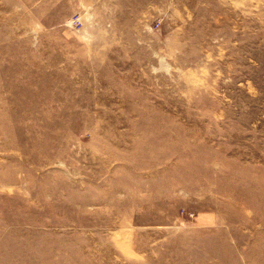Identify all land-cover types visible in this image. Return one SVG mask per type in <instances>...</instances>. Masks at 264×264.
I'll list each match as a JSON object with an SVG mask.
<instances>
[{
    "label": "rangeland",
    "instance_id": "rangeland-1",
    "mask_svg": "<svg viewBox=\"0 0 264 264\" xmlns=\"http://www.w3.org/2000/svg\"><path fill=\"white\" fill-rule=\"evenodd\" d=\"M0 264H264V0H0Z\"/></svg>",
    "mask_w": 264,
    "mask_h": 264
},
{
    "label": "built area",
    "instance_id": "built-area-1",
    "mask_svg": "<svg viewBox=\"0 0 264 264\" xmlns=\"http://www.w3.org/2000/svg\"><path fill=\"white\" fill-rule=\"evenodd\" d=\"M68 21L70 22L71 27H79L82 24V21L79 16L72 17Z\"/></svg>",
    "mask_w": 264,
    "mask_h": 264
}]
</instances>
